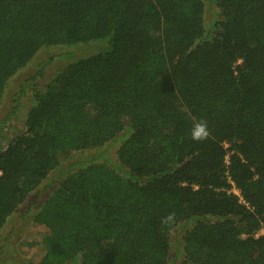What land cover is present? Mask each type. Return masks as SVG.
<instances>
[{"label":"trees","instance_id":"obj_1","mask_svg":"<svg viewBox=\"0 0 264 264\" xmlns=\"http://www.w3.org/2000/svg\"><path fill=\"white\" fill-rule=\"evenodd\" d=\"M211 1L207 28L205 0H0V105L40 49L103 43L29 78L0 148V235L19 213L27 262L170 264L183 225L184 264H264V0Z\"/></svg>","mask_w":264,"mask_h":264},{"label":"rangeland","instance_id":"obj_2","mask_svg":"<svg viewBox=\"0 0 264 264\" xmlns=\"http://www.w3.org/2000/svg\"><path fill=\"white\" fill-rule=\"evenodd\" d=\"M206 2V26L210 28L215 20L219 18L220 11L211 0ZM103 43L91 42L88 44H80L74 47L66 46H51L45 47L38 51L35 58L26 67L20 69L8 82L4 98L0 105V148H5L8 145V140L23 132L26 128V115L31 107L33 100V85L29 78L36 75L37 79L34 81V86L44 87L57 73L58 69L70 60L81 56L90 55L100 48ZM51 60V62H49ZM44 67V68H43ZM43 69L42 74H38L39 70ZM118 144L113 146L108 152L111 158L116 157V150ZM99 155V151L95 149H86L75 151L70 160L63 163L62 167H66L71 163L90 159ZM60 170V168L58 169ZM58 170L54 171L50 176L55 177ZM25 221L19 217V213H15L10 217L0 235V260L4 262L5 256L19 264H30L22 255L19 254L17 243L22 234L27 230ZM180 225L172 231V252L170 264H184V257L176 253L175 242L181 240L183 232H181ZM185 228L188 226H184ZM29 228L28 230H32ZM264 234V228L259 231V235ZM6 253V254H5ZM9 253V254H8ZM10 263V262H9ZM4 264V263H3Z\"/></svg>","mask_w":264,"mask_h":264},{"label":"clouds","instance_id":"obj_3","mask_svg":"<svg viewBox=\"0 0 264 264\" xmlns=\"http://www.w3.org/2000/svg\"><path fill=\"white\" fill-rule=\"evenodd\" d=\"M189 135L191 139L196 141L206 140L210 137L211 130L209 129L207 122L198 119L192 124ZM168 219H171V217H168Z\"/></svg>","mask_w":264,"mask_h":264},{"label":"built area","instance_id":"obj_4","mask_svg":"<svg viewBox=\"0 0 264 264\" xmlns=\"http://www.w3.org/2000/svg\"><path fill=\"white\" fill-rule=\"evenodd\" d=\"M227 162H228V157H227ZM233 191H234V193H236L238 196H240L241 201L244 202V200H243V198H242V196H241V193H240L239 189L236 188V187L234 186ZM259 231H261V230H259ZM259 231L256 233V235H259Z\"/></svg>","mask_w":264,"mask_h":264}]
</instances>
